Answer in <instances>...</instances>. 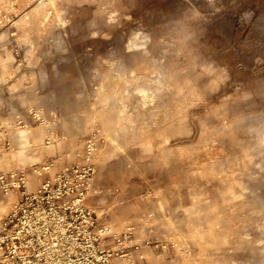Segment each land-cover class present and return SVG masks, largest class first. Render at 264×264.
<instances>
[{
	"label": "rangeland",
	"instance_id": "rangeland-1",
	"mask_svg": "<svg viewBox=\"0 0 264 264\" xmlns=\"http://www.w3.org/2000/svg\"><path fill=\"white\" fill-rule=\"evenodd\" d=\"M0 28V235L264 264V0H0Z\"/></svg>",
	"mask_w": 264,
	"mask_h": 264
},
{
	"label": "built area",
	"instance_id": "built-area-1",
	"mask_svg": "<svg viewBox=\"0 0 264 264\" xmlns=\"http://www.w3.org/2000/svg\"><path fill=\"white\" fill-rule=\"evenodd\" d=\"M64 176L59 177L61 179ZM9 220L13 221V217ZM8 238L0 235V264H45L44 256L35 253L31 247V240H7Z\"/></svg>",
	"mask_w": 264,
	"mask_h": 264
},
{
	"label": "bare ground",
	"instance_id": "bare-ground-1",
	"mask_svg": "<svg viewBox=\"0 0 264 264\" xmlns=\"http://www.w3.org/2000/svg\"><path fill=\"white\" fill-rule=\"evenodd\" d=\"M41 1H42V0H41ZM51 1H54V0H51ZM36 10H37V9H36ZM36 15H37V16H36V20H38L40 15H38V14H36ZM34 25H35V24H34ZM138 47H139V46H138ZM3 62H4V67L8 66L9 62H8L7 59H5ZM121 62H122V61H121ZM121 65H122V64H121ZM123 69H124V68H123ZM118 75H119V77H122V75H121L120 73H119ZM115 77H116V76H115ZM112 78H113V77H112ZM34 82H35V79L33 80V83H34ZM44 131H45V130H44ZM44 133H45V132H44ZM117 133H118V132H117ZM22 135H23V137H24V136H27V132H26V131H23V132H22ZM31 135H32V134H31ZM47 142H48V141H47ZM48 143H49V142H48ZM24 151H25V150H24ZM37 171H38V170H37ZM3 203H4V202H3ZM107 230H108V231H113V227L110 226V227L107 228Z\"/></svg>",
	"mask_w": 264,
	"mask_h": 264
},
{
	"label": "snow or ice",
	"instance_id": "snow-or-ice-1",
	"mask_svg": "<svg viewBox=\"0 0 264 264\" xmlns=\"http://www.w3.org/2000/svg\"><path fill=\"white\" fill-rule=\"evenodd\" d=\"M0 30H2V28H0Z\"/></svg>",
	"mask_w": 264,
	"mask_h": 264
}]
</instances>
